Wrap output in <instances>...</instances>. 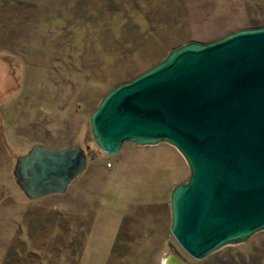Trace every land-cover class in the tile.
Here are the masks:
<instances>
[{
	"label": "rangeland",
	"instance_id": "obj_1",
	"mask_svg": "<svg viewBox=\"0 0 264 264\" xmlns=\"http://www.w3.org/2000/svg\"><path fill=\"white\" fill-rule=\"evenodd\" d=\"M262 26L264 0H0V264H264V231L190 257L170 232L181 154L125 142L109 156L89 126L110 90L171 50ZM35 146L94 159L65 193L31 198L15 168Z\"/></svg>",
	"mask_w": 264,
	"mask_h": 264
},
{
	"label": "water",
	"instance_id": "obj_2",
	"mask_svg": "<svg viewBox=\"0 0 264 264\" xmlns=\"http://www.w3.org/2000/svg\"><path fill=\"white\" fill-rule=\"evenodd\" d=\"M89 126L109 156L125 142L167 143L181 154L190 175L170 193V232L193 259L264 231V26L171 50L110 90ZM85 167L77 147L35 146L15 175L38 198L65 193Z\"/></svg>",
	"mask_w": 264,
	"mask_h": 264
},
{
	"label": "flooded vegetation",
	"instance_id": "obj_3",
	"mask_svg": "<svg viewBox=\"0 0 264 264\" xmlns=\"http://www.w3.org/2000/svg\"><path fill=\"white\" fill-rule=\"evenodd\" d=\"M79 149H81V151H82V153H83V155L85 156V165H86V159H87V154L89 153L88 151H86L85 149H83V148H80V147H78ZM99 152H101V151H99ZM93 159V158H92ZM85 169H86V167H85Z\"/></svg>",
	"mask_w": 264,
	"mask_h": 264
},
{
	"label": "trees",
	"instance_id": "obj_4",
	"mask_svg": "<svg viewBox=\"0 0 264 264\" xmlns=\"http://www.w3.org/2000/svg\"><path fill=\"white\" fill-rule=\"evenodd\" d=\"M163 59H164V58H163ZM163 59H162V60H163ZM162 60L158 61L157 63L161 62ZM157 63H155L154 65H156ZM154 65H152V66H154ZM152 66H151V67H152ZM151 67H150V68H151ZM148 69H149V68H148ZM148 69H147V70H148ZM145 71H146V70H145ZM145 71H144V72H145ZM142 73H143V72H142ZM139 74H141V73H139ZM139 74H138V75H139ZM138 75H136V76H138ZM136 76H135V77H136ZM135 77H134V78H135ZM132 79H133V78H132ZM129 81H130V80H129Z\"/></svg>",
	"mask_w": 264,
	"mask_h": 264
}]
</instances>
